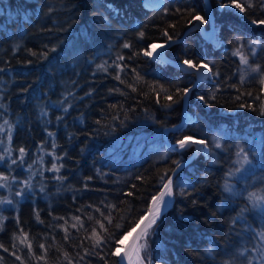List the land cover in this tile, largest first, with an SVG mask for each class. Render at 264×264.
<instances>
[{
	"label": "trees",
	"instance_id": "trees-1",
	"mask_svg": "<svg viewBox=\"0 0 264 264\" xmlns=\"http://www.w3.org/2000/svg\"><path fill=\"white\" fill-rule=\"evenodd\" d=\"M151 1L0 0V121L10 124L14 154L19 148L26 153L15 165L0 162V173L31 185L22 186L21 199L0 214V264H117L114 240L146 214L161 189L159 176L192 155L193 149L166 147L163 131L182 121L184 100L162 107L172 102L164 100L160 86L172 92L192 86L196 77L170 63L128 57L152 42L164 43L162 30L182 38L190 27L177 9L207 11L209 19L206 1ZM209 1L216 40L194 29L166 50L173 60L203 61L219 73L193 89L192 120L168 136L172 143L182 135L206 138L208 154L200 152L175 177L174 201L150 230L143 254L151 264H260L255 249L264 212L252 207L248 195L264 196V86L249 66L264 71V26L251 23L264 19V10L260 0H250L251 8L245 4L244 13ZM126 42L133 47L123 48ZM237 48L248 66L233 55ZM119 55L127 66L122 72L114 64ZM118 74L124 83L115 79ZM213 93L211 106L197 98ZM51 143L55 147L49 149ZM237 147L249 151L252 163L230 178ZM48 150L60 157L59 172L50 170L55 161ZM226 179L232 193L224 191ZM109 215L111 224L104 219ZM97 220L112 241L94 247L93 228L108 238ZM20 229L27 234L25 244Z\"/></svg>",
	"mask_w": 264,
	"mask_h": 264
},
{
	"label": "snow or ice",
	"instance_id": "snow-or-ice-1",
	"mask_svg": "<svg viewBox=\"0 0 264 264\" xmlns=\"http://www.w3.org/2000/svg\"><path fill=\"white\" fill-rule=\"evenodd\" d=\"M261 3V8L264 10V0H260ZM245 4L249 8L254 7L253 4L250 3V0H245V3L238 2V0H218L217 7L219 9H228V8H233L234 10H239V12L244 13L246 11ZM177 14H181L182 16L186 17V23L187 25L192 28V29H199L202 28V26L206 25L209 23V19H206L205 17L207 16V11L202 15L199 11L196 10V8L191 7V8H186L183 13H181L180 9L176 10ZM252 24L254 25H262L264 26V19H253L251 21ZM169 27L175 28V25H170ZM174 35L169 34V32L165 29L162 30V36L165 39L164 43H156L152 42L145 46L144 48L140 49L139 51L134 52L132 55H130L128 58L133 59L135 57H146L150 60H154L158 63H168L166 59V53L164 51H161L162 49H167L172 46L173 43L176 41L174 40ZM139 39H144L145 33L143 31L138 33ZM258 41H251V45H256L258 44ZM133 46L131 43H124L123 48L126 49H131ZM55 49H53L54 51ZM234 56H238L240 58V63L244 64L246 66L249 65V59L247 56L243 54L241 51V48H237L233 52ZM252 55H255V52H252ZM124 60L123 55H119L116 57V61L114 62L115 68L118 69L119 71H124L125 68L127 67L126 65H121L119 61ZM179 67L187 72L189 75L195 76L197 80H194L192 83V86L190 87H176L172 90V92H169L168 89H165L163 86H160V91L164 92V100L166 102L171 101L172 103H165L162 105V107H167L171 108L173 103H178L181 100H186L189 96L190 93L193 92V89L196 86L197 81L199 80H204L209 77H215L219 75L218 72H213V68L209 66L208 63H205L203 61H194L191 58H184L181 63L179 64ZM250 71L252 73H259L260 78H259V83L264 86V71H262L260 65H256L254 67L249 66ZM98 68L103 69L104 71H107V68L103 64L98 65ZM133 72L136 70L133 68ZM137 79H142L140 77V74L137 73ZM115 79L120 80L121 83H124V81L121 80L120 75H116ZM246 76L241 74L240 76V85L242 86L245 82ZM131 86V85H130ZM154 92L156 89L155 85H150L149 86ZM234 87V86H233ZM133 91H135V88H133ZM248 95H251V93H247ZM173 95H175L178 99L173 100ZM157 96V101L159 102V92H156ZM201 102H203L205 105L211 106L209 104V100H215L216 95L213 93L208 99H206L204 96H199L197 97ZM237 99H240V97H237ZM259 99V97H257ZM247 105L245 104H240L239 107L244 108ZM255 110V109H254ZM66 111V109H65ZM260 112L261 115H264V104H261L260 106ZM190 122V118H189ZM8 122L5 121V124ZM179 127H176L173 129V131L179 132ZM50 135H53L50 133ZM9 141L11 140V134L9 133L8 136ZM2 143V141H0ZM214 146L217 149L223 148V145L217 141H213ZM53 147H55V143H53ZM195 149L197 152H202V151H207L208 149V142L206 138H199L197 139L195 135H182L180 136L177 140L175 145L172 147L171 151L173 152H183L191 149ZM18 152L20 154V162L23 161V157L26 154L24 148H19ZM235 156L236 160L233 162L236 167L229 169L227 172V177H232L235 176L237 173H242L245 171V166L250 165L252 163V160L250 159L249 156V151L246 150L244 147H237L235 151ZM6 158H11L10 157V151L5 150L4 154H0V162H4ZM57 159H60V157H57ZM18 161L16 159H11V165L17 164ZM177 167H179V161L174 162ZM63 167V165L57 166V164L53 163L52 168L50 170L59 172L60 168ZM169 173H172L171 175ZM175 173V169H170L166 170L163 174L159 176V180L161 182V189L158 191L156 195H153L151 197V207H149L146 211V214L142 215L139 217L138 221L131 226L130 229L126 230L123 232L118 239L114 240L113 246V251L111 252V255H114L116 257H120L121 259L117 261V264H151L150 259L146 257V255H143L146 253L148 244V237L150 235V230L154 229V226L157 223V220L160 218L162 215L163 210L167 207L169 202L171 201L172 197L176 194V188H177V183L174 182L173 180V175ZM8 177L6 176H0V180L7 181ZM59 179V177H57ZM27 187H31L30 184H28L27 181L24 182ZM5 184H0V187H5ZM135 187V186H133ZM43 190V189H42ZM224 191L228 193H232L233 189L232 186L228 183V180H225L224 183ZM181 195H184V192H180ZM16 195L22 196L23 192H17ZM129 195H133V193H129ZM249 201L252 202V207L253 208H259L262 212H264V196H257L256 193H249L248 195ZM3 203H8L11 204V200H0V204ZM99 211V209H97ZM101 216H104V213L101 212ZM37 219H39L37 215ZM74 219H79L78 217H74ZM90 219H92L90 217ZM104 219L107 221L108 224L112 223V220L109 216L104 217ZM42 223V221H41ZM96 223L99 225V228L103 230L104 233L108 234L107 240L105 239L104 236H102L99 232L96 231L95 228L92 229V237L90 239L94 240V247L95 246H100L102 244L109 243L112 241V235L108 233V228L105 227V223L102 221L97 220ZM76 225H73L75 227ZM121 227V225H117V228ZM23 234V238L20 239V243L25 244L27 240V234L23 233V229L19 230ZM129 237H131V241L128 244H125V240H127ZM19 238V237H18ZM260 239L264 240V232L260 233ZM0 247H3V245H0ZM15 247V245H13ZM26 247L31 250L32 244L31 243H26ZM40 248H44V245L41 244L39 245ZM121 248L124 249L123 252H121ZM4 251H8L7 248L4 249ZM261 252V256L259 259L264 261V250H258ZM211 252V250H209ZM243 254V253H242ZM13 255L15 253L13 252ZM18 260L20 259L19 256L16 257ZM43 259V257H41ZM248 264H252V260H248Z\"/></svg>",
	"mask_w": 264,
	"mask_h": 264
},
{
	"label": "rangeland",
	"instance_id": "rangeland-1",
	"mask_svg": "<svg viewBox=\"0 0 264 264\" xmlns=\"http://www.w3.org/2000/svg\"><path fill=\"white\" fill-rule=\"evenodd\" d=\"M205 29H207V28H205ZM5 121L8 122L7 119L0 121V140L2 139V141H3L2 144H0V154H4L5 150L10 151V157L11 158L10 159L6 158V160L4 162H1V163L6 164L7 166H9V165H11V159L15 158L17 161H20V154H19V152H17V154L15 155L11 149V140L9 141V139H8L9 133L11 134V131L9 130L10 124H8V123L5 124ZM11 130H12V128H11ZM5 135H6V137H4ZM51 148H53L52 143L49 144V149H51ZM48 154H50L52 156L53 161H55V164H57L58 159H57L56 153L52 150H48ZM23 161H24V157H23ZM8 169H12V168L10 167ZM245 169H246V167H245ZM239 174L240 173H237L235 176H232L230 178H234V177L238 176ZM0 176L8 177L7 181L0 180V184L6 185L5 187H0V200H11L12 203H13L14 199L17 201L20 200L22 196H18V195H16V193L22 191L21 189L23 188L22 186H25V183H24L25 181H20L21 179H16V178L13 179V177H9L8 175H4L1 173H0ZM7 205H10V204H8V203L0 204V214L3 210V207L7 206ZM257 247H258V249H255V254L258 256L259 263L264 264V261L259 259V257L261 256V252L258 251V250H264V240L260 239V242L258 243Z\"/></svg>",
	"mask_w": 264,
	"mask_h": 264
},
{
	"label": "water",
	"instance_id": "water-1",
	"mask_svg": "<svg viewBox=\"0 0 264 264\" xmlns=\"http://www.w3.org/2000/svg\"><path fill=\"white\" fill-rule=\"evenodd\" d=\"M206 1H207V8H208L209 16H210V18H211V25H210V29H205L203 26H202V28H199V29L202 31L203 35H204L206 38H208V37L217 38V30H216V26H215V18H214V14H213V9H212V7H211V5H210L209 0H206ZM150 2L152 3L151 0H150ZM153 2H154V1H153ZM192 30H194V29L189 28V29L186 31L185 36L182 37V38H180V39L175 40V41H176L175 43L185 40L186 35H187L190 31H192ZM173 44H174V43H173ZM166 50H167V49H164V52H165V53H166ZM166 59H167V61H169L168 63L172 64L173 66H175V67H177V68H179V69H181V68L179 67V64L181 63V61L173 60V59L169 58L167 55H166ZM196 80H197V78H196ZM202 81H203V80H199V81H197L195 88H196L197 86H199V85L202 83ZM189 97H190V94H189L188 98H187L186 100H184V109H183V118H182V121H181L178 125H176V126H174V127L166 128V129L163 131V138H164V140H165L166 147H167L168 149H170V150H171L172 147L175 145V143H172V142L169 140V138H168L169 133H171V132H176V131H173V129L176 128V127H179L180 130H183V129L185 128V126L187 125V123H189V118H190V121L192 120V116H191V114L189 113V110H188V106H189ZM198 154H199V152H197V151L193 148V153H192V155H191L188 159H186L184 162H182L181 164H179V167H177V168L175 169V173H174V175H173V180H175V177L177 176V174H178V173H179V172H180V171H181V170H182L187 164H189L191 161H193V159H194Z\"/></svg>",
	"mask_w": 264,
	"mask_h": 264
},
{
	"label": "bare ground",
	"instance_id": "bare-ground-1",
	"mask_svg": "<svg viewBox=\"0 0 264 264\" xmlns=\"http://www.w3.org/2000/svg\"><path fill=\"white\" fill-rule=\"evenodd\" d=\"M206 1V0H205ZM210 2V1H209ZM206 5H207V1H206ZM211 5V4H210ZM208 9V8H207ZM209 13V12H208ZM213 14H214V11H213ZM214 18H215V15H214ZM209 21H210V25H211V18H210V16H209ZM215 26H216V21H215ZM204 27V26H203ZM205 28V27H204ZM210 29V28H209ZM200 30V29H199ZM201 31V30H200ZM202 32V31H201ZM203 34V33H202ZM184 36H185V34H184ZM183 36V37H184ZM208 39H210L211 41H215L216 40V38H212V37H208ZM161 51H164V49H162ZM173 201H174V196L172 197V199H171V201L169 202V204L167 205V207L163 210V212H162V215L171 207V205H172V203H173ZM150 207H151V205H150ZM162 215L160 216V218L162 217ZM159 218V219H160ZM158 219V220H159ZM157 220V221H158ZM131 237H129L127 240H125V244H128L130 241H131ZM124 251V249L123 248H121V252H123ZM121 258L119 257V260H120Z\"/></svg>",
	"mask_w": 264,
	"mask_h": 264
},
{
	"label": "built area",
	"instance_id": "built-area-1",
	"mask_svg": "<svg viewBox=\"0 0 264 264\" xmlns=\"http://www.w3.org/2000/svg\"><path fill=\"white\" fill-rule=\"evenodd\" d=\"M202 153H203V154H207V153H208V149H207V151H202Z\"/></svg>",
	"mask_w": 264,
	"mask_h": 264
}]
</instances>
